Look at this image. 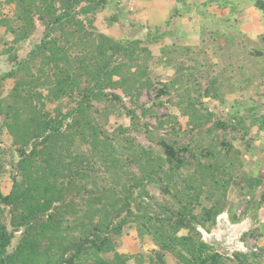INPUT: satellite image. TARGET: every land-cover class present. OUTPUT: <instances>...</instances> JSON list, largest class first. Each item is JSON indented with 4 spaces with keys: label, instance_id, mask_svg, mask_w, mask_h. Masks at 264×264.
<instances>
[{
    "label": "trees",
    "instance_id": "obj_1",
    "mask_svg": "<svg viewBox=\"0 0 264 264\" xmlns=\"http://www.w3.org/2000/svg\"><path fill=\"white\" fill-rule=\"evenodd\" d=\"M4 1L14 6L12 16L0 11V28L12 36L13 67L0 76V126L18 158L12 160L9 192L0 184V264H127L135 255L116 249L127 228L139 240H152V263L261 260L262 248L218 253L198 227L210 230L229 211L234 184L244 183L243 192L254 194L264 182L246 172L244 152L234 144L238 129L245 141L254 128L264 131L257 103L238 97L264 80V32L251 38L239 20L251 3L264 24V0H237L241 8L224 0L230 14L202 18L198 44L173 42L159 55L135 35L114 38L99 31L95 20L109 0ZM38 24L42 36L28 55L11 53ZM160 67L171 71L167 81L155 78ZM7 79L14 84L4 95ZM149 91L155 99L144 105L141 97ZM163 98L188 118L187 128L177 116L157 113ZM48 103L55 104L52 111ZM210 104L232 106L230 117ZM123 116L129 124H110ZM135 133L151 144L143 145ZM4 152L0 141V159ZM252 204L231 220L258 219L264 193Z\"/></svg>",
    "mask_w": 264,
    "mask_h": 264
},
{
    "label": "rangeland",
    "instance_id": "obj_2",
    "mask_svg": "<svg viewBox=\"0 0 264 264\" xmlns=\"http://www.w3.org/2000/svg\"><path fill=\"white\" fill-rule=\"evenodd\" d=\"M250 2V0H246ZM4 0H0V11L1 15L4 16H12L14 6L4 3ZM4 3V4H3ZM171 4H177L183 9V14H189V24L191 25V31H196L199 33L200 31V10H203L205 13L202 15L204 19L208 18V15L212 16H220L221 14H226L224 11L220 12L216 9V2H212L208 4L206 8L202 6L197 7L198 2L195 3L193 0H109V4L103 9L101 12L97 14L95 25L99 29V31L106 33L107 35L114 37V38H122V37H130L132 35L138 36L137 38L143 39L144 43L154 52L157 54L160 52V47L162 45L169 44L173 41L171 33V29L174 27L171 24L173 21L174 12L170 10L168 7L172 6ZM202 7V8H201ZM198 8V9H197ZM220 9V8H219ZM219 12V13H217ZM231 12V9L230 11ZM183 14L181 13L180 16L176 18L177 22L182 23L181 20L183 19ZM220 14V15H219ZM256 15L260 16L259 19L253 21V19H248L244 22L241 21V30H248L251 35H255L257 31L264 32V24L263 19L260 11L257 10ZM222 16V15H221ZM202 20V19H201ZM176 26V25H175ZM182 30L188 32L187 26L181 25ZM187 28V29H186ZM176 29V28H174ZM173 29V30H174ZM43 27L41 24H38L37 30L35 33L27 40L17 45V50H13L11 53L17 51V54L20 58H25L30 50L32 49L33 45L38 42L42 36ZM163 34H169L162 36ZM259 35V34H258ZM160 37V38H159ZM181 37V36H180ZM258 37V36H257ZM183 43L194 44L197 42V38L193 36H186L183 39L177 37ZM165 39V41H164ZM12 36L4 31V28H0V76L4 75L5 73L9 72L12 67L13 63L10 59V54L8 47L11 44ZM162 41V42H161ZM257 43V42H256ZM244 44V43H243ZM255 43H250V49H252ZM259 44V43H257ZM259 48V45L257 46ZM155 78L162 81H167L169 79L170 71L165 68H159L154 72ZM14 84L13 79H7L3 81L1 85V93L6 95ZM158 86V85H156ZM155 91L144 92L141 97V103L144 105H150L151 102L155 99ZM239 100L241 102L246 103H257L258 110L260 114H264V80H259L251 85L249 88L245 89L242 94L238 95ZM165 98V97H164ZM164 101V104L157 106V113L161 116H166L167 114L177 116L179 124L187 128L188 118L183 116L178 108L174 106L172 103ZM208 100V99H207ZM126 104L130 105V103L126 100ZM212 105V104H210ZM218 114H221L223 117H230L229 114L232 111V106L228 105L227 107L217 108V106L212 105ZM55 104L48 103L47 108L49 110H53ZM146 121L149 123L150 127L153 128L156 125L155 118H148ZM2 119L0 118V125ZM118 123H125L129 124V118L123 116L119 119L110 118V124L112 126L117 125ZM0 141L2 146L5 148V152L2 155V159H0V184L2 187V191L6 194L8 193V189L12 185V178H11V170H12V160L13 158L17 159L18 155L16 152H13V147L11 146V137L9 133L0 126ZM165 132V131H163ZM259 131L254 128L251 130L246 137V141L241 137V130L236 131V138L234 139V144L239 147L242 152H244V156L247 157L245 160L244 169L247 173L255 175V176H264L263 174V166H264V155L259 152L256 154H252V157L249 158V149L253 144H256L258 141V133ZM138 140L145 146L151 144V141L145 138L140 133H135ZM256 157V158H254ZM260 166V173L256 172L253 169V166ZM258 173V174H256ZM264 178V177H263ZM152 194L157 196L158 198H162L163 196L159 192L158 189L154 187H149ZM244 190H248L247 186L244 183L234 184L228 193L229 199V212L234 215L233 213L236 212L238 215L239 212H244V208L249 204L253 203L256 204L261 198L264 193V182L258 186L254 194L248 192H243ZM252 204V205H253ZM240 209V211H238ZM201 207L197 208V212H200ZM234 211V212H233ZM242 213H240L241 215ZM254 223V222H253ZM255 224V223H254ZM256 231H253L250 235L245 238L246 245L250 250H255L256 252H260L261 248L264 250V237L260 236L262 232L259 227L256 228ZM186 232V231H183ZM250 232V231H249ZM248 232V233H249ZM17 234H20L18 232ZM124 234L131 235L132 238L135 240L134 247L139 250L135 257L140 259L142 262L148 261L151 253L150 251H144L142 246H140L141 242L139 241L138 237L136 236V231L133 228H127ZM262 243V244H261ZM143 245V244H142ZM133 249L136 251V249ZM106 257H112L113 253H109L105 255ZM263 260H264V251L262 252ZM149 264L148 262H146ZM254 264V263H253Z\"/></svg>",
    "mask_w": 264,
    "mask_h": 264
},
{
    "label": "crops",
    "instance_id": "obj_3",
    "mask_svg": "<svg viewBox=\"0 0 264 264\" xmlns=\"http://www.w3.org/2000/svg\"><path fill=\"white\" fill-rule=\"evenodd\" d=\"M193 1H195V3L196 2H198V4H197V7H199V6H201V4L203 3V2H205L206 0H193ZM215 2H216V4H217V6H216V9H217V11H220V12H225V13H227V15H229L230 14V9H231V7H226L225 9H223L222 8V6L224 5V0H214ZM213 1V2H214ZM230 4V3H229ZM232 5L231 6H235L236 8H241V6L238 4V2H237V0H232V3H231ZM172 6H169L168 8L170 9V10H172L173 12H174V16H176V18L178 17V16H180L181 15V13L183 14V9H181L180 8V6H178L177 4L175 5H173V4H171ZM220 8V9H219ZM198 9V8H197ZM217 13H219V12H217ZM256 13H257V9H255L252 5H251V3H248L247 4V7H246V9L243 11V14L241 15V16H239V20H240V22L242 21V22H244V21H246V20H248V19H250V21H251V19H253V21L254 20H256V19H259V15L257 16L256 15ZM232 14V13H231ZM220 15V14H219ZM221 15H224V14H221ZM202 14L200 15V22H201V19H202ZM176 18L174 17V19H173V21H171V24L174 26L172 29H171V31H173V33H171V34H173L172 35V39H173V41L171 42V43H173V42H177V43H181V44H189V43H183V42H181L177 37H179L180 39L182 38L183 39V37L185 38L186 36H193V37H196L197 38V42L196 43H194V44H191V45H195V44H198L199 43V33H197L196 31L194 32V31H191V25L188 23L189 22V14L187 15V17H186V15H184L183 14V19L181 20V22L182 23H180L179 24V22H177V20H176ZM233 18H235V15L233 16ZM183 24V26L185 25V26H187V28H188V32H187V34L188 35H186V32L184 31V30H182V28H181V25ZM176 25V26H175ZM174 28H176V29H174ZM186 28V29H187ZM174 29V30H173ZM244 33H246L249 37H251V38H257V36H258V34H260V32H262V31H257L256 32V34L255 35H251L250 33H249V31L248 30H246V29H244V30H242ZM165 35H169V34H163V35H161V37L162 36H165ZM181 36V37H180ZM160 38V37H159ZM164 41H165V39H164ZM162 42V41H161ZM171 43H169V44H171ZM163 46V45H162ZM154 53V52H153ZM155 54V53H154ZM160 54V52H158L157 54H155V55H159ZM160 68H162V67H160ZM159 69V68H158ZM170 71V70H169ZM170 75H171V71H170ZM1 130V129H0ZM258 135V141H257V143L256 144H253V148L252 147H250V149H249V158H251L252 157V154H256V152H259V151H262V152H260L261 154H263L264 155V131H262V132H258L257 133ZM247 157H245V159H246ZM254 158H256V157H254ZM260 168H262V165H258V166H253V169L256 171V172H258V173H260ZM263 173H264V166H263ZM258 173H256V174H258ZM264 175V174H263ZM258 176V175H257ZM10 188H11V186H10ZM10 188L8 189V190H10ZM9 192V191H8ZM238 211H240V209H238ZM227 212H229V211H227ZM234 212V211H233ZM240 213H242V212H239V214L238 215H240ZM229 214H230V218H231V216H232V214L229 212ZM233 214H236L235 212L233 213ZM247 216H249V215H247ZM246 217V216H245ZM244 217V218H245ZM249 217H251V216H249ZM243 218V219H244ZM252 218V217H251ZM253 219V218H252ZM255 220V221H254ZM253 222L254 223H257L258 224V227L260 228V229H262V231H264V207L261 209V210H259L258 211V219H253ZM137 236V235H136ZM139 239V238H138ZM134 239L132 238V236L131 235H127V234H123V236H122V238L119 240V242H118V246H117V251L119 252V253H123V254H128V255H136L138 252H140L139 250H137L135 247H134V245H136L135 243H134ZM140 242H141V244H140V246H142V248L144 249V251H150V253L152 252V250L154 249V244H153V242H152V240H150V239H148V238H144V239H142V240H139ZM143 244V245H142ZM262 244V243H261ZM133 247L136 249V251L133 249ZM146 262H148L149 264H157L158 262L156 261V260H154L153 261V263L150 261V258H149V260L148 261H141L140 259H137V258H133V259H131L130 261H128V263L127 264H147ZM254 264H264V260L263 259H261V260H256V261H254L253 262ZM166 264H175L174 262H172L171 260H168L167 261V263Z\"/></svg>",
    "mask_w": 264,
    "mask_h": 264
},
{
    "label": "water",
    "instance_id": "obj_4",
    "mask_svg": "<svg viewBox=\"0 0 264 264\" xmlns=\"http://www.w3.org/2000/svg\"><path fill=\"white\" fill-rule=\"evenodd\" d=\"M257 227L258 224H254L251 217L246 216L241 221L233 222L229 212L225 211L216 217L215 225L210 230L203 227H198V230L205 243L213 246L218 253L229 257L234 252L250 251L243 236Z\"/></svg>",
    "mask_w": 264,
    "mask_h": 264
}]
</instances>
